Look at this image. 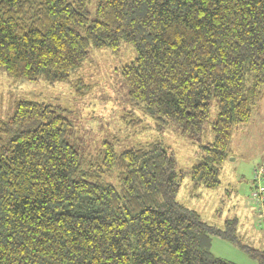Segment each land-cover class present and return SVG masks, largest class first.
<instances>
[{
    "label": "trees",
    "instance_id": "obj_1",
    "mask_svg": "<svg viewBox=\"0 0 264 264\" xmlns=\"http://www.w3.org/2000/svg\"><path fill=\"white\" fill-rule=\"evenodd\" d=\"M90 6L0 0V70L68 82L91 52L130 46L120 68L133 114L125 123H141L140 114L156 131L172 126L189 137L201 157L189 170L192 190L217 188L233 131L262 96L264 0ZM213 100L212 140L202 143ZM63 113L20 99L0 119V264H235L211 253L213 237L264 264V249L240 240L236 218L217 227L176 200L183 173L161 139L118 153L104 141L87 157Z\"/></svg>",
    "mask_w": 264,
    "mask_h": 264
},
{
    "label": "rangeland",
    "instance_id": "obj_2",
    "mask_svg": "<svg viewBox=\"0 0 264 264\" xmlns=\"http://www.w3.org/2000/svg\"><path fill=\"white\" fill-rule=\"evenodd\" d=\"M91 2L90 9L94 11L96 0ZM132 57V48L127 45H122L116 53L93 51L68 82L16 80L0 70V119L7 118L12 113L13 103L20 99L59 107L72 125V137L87 157L96 156L104 141L113 143L118 153L161 139L172 148L176 169L183 173L176 200L197 212L202 221L217 227H222L226 219L236 218L237 234L242 243L264 249V217L251 198L253 170L264 166V87L249 121L233 131L231 154L222 166L220 185L213 190L200 187L193 191L189 170L201 159L195 142L178 135L172 126L156 131L151 121L138 112L139 124L132 126L123 119L129 114L127 110L131 105L120 68ZM75 81L87 85L86 89L78 88ZM216 115L213 100L209 122L202 132V143L211 142L209 127ZM210 250L214 256L235 264H257L238 246L218 237L212 238Z\"/></svg>",
    "mask_w": 264,
    "mask_h": 264
},
{
    "label": "built area",
    "instance_id": "obj_3",
    "mask_svg": "<svg viewBox=\"0 0 264 264\" xmlns=\"http://www.w3.org/2000/svg\"><path fill=\"white\" fill-rule=\"evenodd\" d=\"M253 188L251 198L259 206L261 215L264 213V166L253 170Z\"/></svg>",
    "mask_w": 264,
    "mask_h": 264
},
{
    "label": "crops",
    "instance_id": "obj_4",
    "mask_svg": "<svg viewBox=\"0 0 264 264\" xmlns=\"http://www.w3.org/2000/svg\"><path fill=\"white\" fill-rule=\"evenodd\" d=\"M262 215H263V217H264V213H263Z\"/></svg>",
    "mask_w": 264,
    "mask_h": 264
}]
</instances>
